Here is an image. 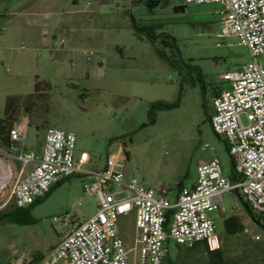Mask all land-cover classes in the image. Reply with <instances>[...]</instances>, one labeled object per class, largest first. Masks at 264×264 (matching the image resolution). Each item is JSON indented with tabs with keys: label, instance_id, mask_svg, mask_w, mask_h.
<instances>
[{
	"label": "rangeland",
	"instance_id": "rangeland-1",
	"mask_svg": "<svg viewBox=\"0 0 264 264\" xmlns=\"http://www.w3.org/2000/svg\"><path fill=\"white\" fill-rule=\"evenodd\" d=\"M77 1L73 6L72 0H59L56 7L87 15L77 19L78 27L63 29L74 19L57 16L46 25L26 27L20 9L27 0H0L13 13L12 22L0 26L1 115L9 96L32 95L37 82L48 93L45 116L37 111L20 118L28 123L26 150L40 151L48 128L64 130L76 137V158L81 152L90 155L91 163L83 170L97 171L109 154L125 145L126 178H137L145 187L168 188L171 202L178 184L191 186L197 181L198 167L214 157L221 161L224 175L232 177L226 143L213 131L210 117L216 95L229 89L222 76L239 70L252 57L236 39L216 38L221 31L219 7L187 0ZM142 30L156 37L151 39ZM259 61L264 64L263 57ZM160 101L179 102V106L157 111L155 124H150L151 104ZM33 117L35 123L44 117V127L30 123ZM242 120L246 124L244 116ZM17 152L0 148V160L13 170L9 182L21 168ZM90 184L91 177L76 174L53 186L28 210L33 224L22 225L9 217L0 221V264L19 258L30 262L35 255L49 253L62 230L53 222L55 217L75 211L85 217L94 214V199L85 191ZM223 203V212L209 216L223 243L225 263L264 264V229L251 220L236 192L224 194ZM15 207L9 204L0 212ZM233 216L262 240L244 232L228 234L224 221ZM119 226L126 247L132 249L134 214L122 218ZM168 247L171 263L166 264H209L203 248L179 249L172 241ZM40 263L41 259L32 264Z\"/></svg>",
	"mask_w": 264,
	"mask_h": 264
},
{
	"label": "built area",
	"instance_id": "built-area-1",
	"mask_svg": "<svg viewBox=\"0 0 264 264\" xmlns=\"http://www.w3.org/2000/svg\"><path fill=\"white\" fill-rule=\"evenodd\" d=\"M187 3L218 6L221 31L216 38L236 39L252 57L239 70L222 76L229 89L222 90L213 100L211 126L227 142L235 180L224 175L221 161L214 157L198 167L194 187L183 188L176 201L171 202L167 198L168 188L145 187L137 178H126L129 151L124 146L122 151L108 155L103 169L85 171L83 167L91 158L87 152L76 158L73 133L48 128L42 150L27 151L24 143L28 123L17 122L10 140L12 149L18 150L16 159L21 168L0 194V208L11 203L27 208L73 175L91 177L85 191L94 199L96 212L90 217L77 211L55 217L53 222L62 227L60 241L40 264H166L171 241L187 249L201 244L211 252L218 251L222 241L209 213L225 210L226 193L240 195L264 222V64L259 61L264 58V0ZM64 44L62 35L59 45ZM93 55L89 53L88 59ZM1 179L0 183L6 181ZM78 206H82L81 201ZM132 214L134 247L128 249L119 224ZM244 233L252 235L255 241L262 240L247 226ZM10 264L31 263L19 258Z\"/></svg>",
	"mask_w": 264,
	"mask_h": 264
},
{
	"label": "trees",
	"instance_id": "trees-1",
	"mask_svg": "<svg viewBox=\"0 0 264 264\" xmlns=\"http://www.w3.org/2000/svg\"><path fill=\"white\" fill-rule=\"evenodd\" d=\"M133 24L136 27L134 20H133ZM142 31L148 33L149 36H152L151 39H154L156 37V36H153L152 34H150L147 30H142ZM160 56L164 58V55L161 53H160ZM47 86H48V84H47ZM178 106H179V102L166 103V102L160 101V102H156V103L151 104L150 111H149V115H150L149 123L155 124V114L157 111L171 110V109L177 108ZM37 111L39 113H41L43 111V116H45L46 113L48 112V93L43 91L42 83H40V82H37L36 92L32 95L9 96L7 98L4 111H3L2 115H0V148L1 149L11 150L13 148V143L10 140V132L14 128L15 124L17 122H20L21 116L22 115H29L31 117V115L33 116L34 112H37ZM39 116L42 118V114H40ZM41 118L37 119L39 123H37V122L35 123L36 119H34V117H33L30 119V123L34 122L35 124H37V129H41L44 127V117H43V119H41ZM210 120H211V117H210ZM217 136H219V135H217ZM219 137H221V136H219ZM225 143L227 146V150H229L226 141H225ZM43 144H44V142L42 143V145ZM123 146H124V148H126L125 145H123ZM232 164L234 167L233 161H232ZM234 169H235V167H234ZM230 178L232 180H235L236 175L234 174V172H233L232 177H230ZM60 183H58L57 186ZM180 186H181V184H180ZM182 189L183 188H180V191ZM50 191H49V193H50ZM38 201H40V199L37 200L36 202H38ZM35 203H33L31 206H29L27 208L15 207V209L13 211L0 212V221L4 220L6 217H9V218H12L15 222L22 224V225L33 224L34 223L33 219L30 216H28L29 214L27 215V213H28V210ZM244 203H245V210H246L247 214L249 215V217L251 218V220L258 227L264 229L263 219L261 217L256 216L253 213L250 206L246 202H244ZM11 205H13V203H11ZM170 216L168 219H170ZM224 226H225L226 232L230 235H235L239 232H241V233L244 232V224L242 223V220L238 216H233V217L226 219L224 221ZM222 245H223V243H222ZM176 246L179 249H183V247H181L177 244H176ZM200 248H203L205 253L207 254L208 259H209V264H226L224 257H223L222 247L218 251L211 252L207 248L202 246L201 244H198L193 248H188V249L185 248V250L196 251ZM167 261L171 263L170 251L168 253Z\"/></svg>",
	"mask_w": 264,
	"mask_h": 264
},
{
	"label": "crops",
	"instance_id": "crops-1",
	"mask_svg": "<svg viewBox=\"0 0 264 264\" xmlns=\"http://www.w3.org/2000/svg\"><path fill=\"white\" fill-rule=\"evenodd\" d=\"M58 2H59V0H27V2H25L26 4H24L22 6V8L20 9V11H21L20 16L24 17V21L22 23H24L26 27H32V26L36 27V26H40V24L46 25V23L52 17L63 16L65 18L67 16L69 19L70 18L74 19L72 21L66 22L65 25L63 26V29H68L69 27L73 28V26H77V27L79 26V25H77L79 23L77 21V19H79V20L81 18L86 19L85 17L87 15H84L86 13L85 11H82V12L81 11L77 12V11H73V10L67 11V10H65V8L61 7V5H60V7H56L58 5ZM72 4H73V6H77L78 1L72 0ZM12 15H13V13H10L8 10V5H3V3H1L0 4V26H3L5 24H9L10 22H12V19H11ZM3 29L5 30L4 27L2 28V30ZM62 35L63 34H61V36ZM212 114H213V105H212ZM211 117H212V115H211ZM41 150H42V147H41ZM90 163H91V161L89 162V164ZM104 166L102 168H100L99 170L103 169ZM195 183L196 182H194L191 186H188V187L184 186L183 184H181V186H180V184H178V190H177L174 201H176L177 196L180 193V188L191 189L192 187H194ZM169 192H170V190L168 191V194H169ZM168 194H167V197H168ZM242 223L244 224L243 221H242ZM59 241H60V238H59L58 242L54 246H52L49 250L51 251L53 248H55L56 245L59 243ZM50 251H48V252H50ZM46 255H44V256L35 255L29 263L32 264V263L36 262V260H40V259L42 260Z\"/></svg>",
	"mask_w": 264,
	"mask_h": 264
},
{
	"label": "bare ground",
	"instance_id": "bare-ground-1",
	"mask_svg": "<svg viewBox=\"0 0 264 264\" xmlns=\"http://www.w3.org/2000/svg\"><path fill=\"white\" fill-rule=\"evenodd\" d=\"M12 175L13 174H12L10 167L7 164H5L4 162L0 161V178L6 180L5 182L0 183V194L4 191V188H6L8 186ZM5 176H7V178H5Z\"/></svg>",
	"mask_w": 264,
	"mask_h": 264
}]
</instances>
